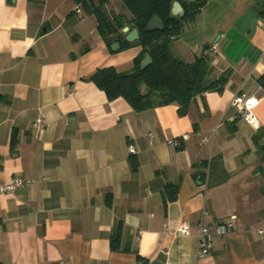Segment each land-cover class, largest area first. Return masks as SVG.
<instances>
[{
	"label": "crops",
	"instance_id": "crops-1",
	"mask_svg": "<svg viewBox=\"0 0 264 264\" xmlns=\"http://www.w3.org/2000/svg\"><path fill=\"white\" fill-rule=\"evenodd\" d=\"M253 2L206 0L174 40L176 58L191 62L207 45L232 70L221 94L180 116L174 104L136 112L89 81L130 70L141 49L111 52L73 0H0V185L34 181L0 194V264H142L133 251L146 264H264V22ZM240 95L259 100L255 127L231 106ZM216 156L229 178L207 188L193 165ZM166 184L178 185L174 201ZM180 222L188 235H176ZM200 226L212 239L203 259Z\"/></svg>",
	"mask_w": 264,
	"mask_h": 264
},
{
	"label": "trees",
	"instance_id": "trees-1",
	"mask_svg": "<svg viewBox=\"0 0 264 264\" xmlns=\"http://www.w3.org/2000/svg\"><path fill=\"white\" fill-rule=\"evenodd\" d=\"M73 1L81 7L76 9L78 12L82 9L85 15L94 17L96 29L107 48L118 43V52L134 47L141 49L130 70L118 72L112 67L102 68L90 77L89 81L105 94L108 101L121 98L136 112L174 104L178 107V114L183 116L197 97L211 92L221 94L226 88L232 70L218 69L209 46H203L191 62L176 58L170 50V37L178 39L183 32L195 28V16L205 6L206 0L194 3L187 0H117L119 7L114 6V0ZM173 2H178L184 10L180 20L170 13ZM107 6H110L109 10H106ZM252 7L264 22V0H254ZM152 15L163 22V31H144ZM125 27L137 30L139 38L135 42L125 41L126 34L122 32ZM145 55H149L152 62L141 70L140 63ZM256 82L264 90V74ZM253 139L259 145L257 135ZM131 166L133 171L137 169L134 160H131ZM193 168L199 171L193 177L207 188L219 186L229 178L221 156L194 164ZM177 191L178 185H165L169 201L175 200ZM118 234V229H115L110 236L112 249H117ZM133 252L138 262L146 264V260Z\"/></svg>",
	"mask_w": 264,
	"mask_h": 264
},
{
	"label": "built area",
	"instance_id": "built-area-1",
	"mask_svg": "<svg viewBox=\"0 0 264 264\" xmlns=\"http://www.w3.org/2000/svg\"><path fill=\"white\" fill-rule=\"evenodd\" d=\"M259 100L248 98L245 95H240L232 99L231 106L235 107L241 118L250 126H256V119L254 116L253 110L258 105ZM36 125L39 128H43V123L41 120L36 121ZM168 144L177 145L176 141L169 140ZM129 152L133 153L134 150L129 148ZM34 181L31 179H24L21 177H11L7 182L0 185V194L7 195L11 194L14 191L20 188H29L33 185ZM234 217L230 222L222 223L216 226L215 233L217 235H225L229 229H232L234 226ZM190 232V226L188 223L180 222L176 228L177 236H185ZM198 239V258L203 259L209 255L212 249V239L211 233L208 228L200 226L197 232ZM58 264H69L67 261H60Z\"/></svg>",
	"mask_w": 264,
	"mask_h": 264
},
{
	"label": "water",
	"instance_id": "water-1",
	"mask_svg": "<svg viewBox=\"0 0 264 264\" xmlns=\"http://www.w3.org/2000/svg\"><path fill=\"white\" fill-rule=\"evenodd\" d=\"M189 3H194L199 0H187ZM170 13L173 17H176L178 20H180L184 16V10L181 7V5L178 2H173L172 7L170 9ZM164 30V25L163 22L160 20V18L156 15H152L151 19L148 21L146 24L144 31L149 33L153 31H163ZM122 32L125 35V41L128 43H133L135 42L138 38V32L136 29L129 30L128 27H125L122 29ZM176 38L170 37V41H174ZM112 51H117L119 50V45L118 43H113L110 47ZM151 58L149 55H145L143 60L140 63V69L144 70L146 67H148L151 64Z\"/></svg>",
	"mask_w": 264,
	"mask_h": 264
},
{
	"label": "rangeland",
	"instance_id": "rangeland-1",
	"mask_svg": "<svg viewBox=\"0 0 264 264\" xmlns=\"http://www.w3.org/2000/svg\"><path fill=\"white\" fill-rule=\"evenodd\" d=\"M115 1H117V0H114L113 2H115ZM109 8H110V6H107L106 7V10H109ZM177 46V44H175V42L174 41H170V50H171V52H172V54L174 55V56H176L175 55V47Z\"/></svg>",
	"mask_w": 264,
	"mask_h": 264
}]
</instances>
